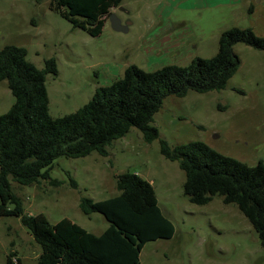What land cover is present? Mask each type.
Instances as JSON below:
<instances>
[{
	"label": "rangeland",
	"instance_id": "1",
	"mask_svg": "<svg viewBox=\"0 0 264 264\" xmlns=\"http://www.w3.org/2000/svg\"><path fill=\"white\" fill-rule=\"evenodd\" d=\"M51 2L0 0V51L25 48L39 69L56 60L58 75L46 78L53 118L75 113L99 87L122 78L129 66L154 72L169 65L186 67L196 57L210 59L218 53L222 32L246 29L253 22L250 6L241 1L237 7H215L211 0H123L111 13L130 22L129 31H115L107 19L102 33L91 37L51 10ZM253 31L264 36L259 16ZM234 52L241 64L225 89L189 91L183 98L164 100L152 122L159 131L152 143L133 128L112 143L108 157L95 152L85 158H58L50 175L59 186L46 180L28 186L11 181L25 213L43 214L52 224L69 219L100 235L109 223L101 214L85 215L81 198H114L120 194L117 177L136 174L153 185L163 214L175 228L171 240L145 245L142 264H264L259 235L237 205L225 204L219 195L206 205L192 204L179 162L161 153V141L171 148L203 142L250 167L264 161V51L240 43ZM15 101L7 82H0V115ZM72 179L78 189L71 187ZM10 253H15L14 264H36L41 247L19 218L0 216V264H7Z\"/></svg>",
	"mask_w": 264,
	"mask_h": 264
},
{
	"label": "trees",
	"instance_id": "2",
	"mask_svg": "<svg viewBox=\"0 0 264 264\" xmlns=\"http://www.w3.org/2000/svg\"><path fill=\"white\" fill-rule=\"evenodd\" d=\"M122 1L52 0L50 8L74 28L98 37ZM240 43L264 51V36L251 28L233 27L221 33L214 57H196L186 67L169 65L154 72L129 66L122 78L99 87L82 108L59 118L50 115L46 86L47 75H58L56 60H47L45 68L39 69L28 60L25 48L6 46L0 51V82H7L16 100L0 115V216L20 219L41 247L37 264H142L147 243L174 237V225L163 214L153 185L136 174L117 177L120 194L114 198L100 202L81 198L79 208L85 215L101 214L109 223L100 236L69 219L52 224L43 214H26L11 181L28 186L46 180L59 186L50 175L58 158H85L95 152L108 157L112 143L133 128L145 142L157 140L159 131L152 122L164 100L183 98L189 91L203 94L225 89L241 64L234 52ZM161 153L179 162L186 174L184 191L192 204L206 205L219 195L225 204L237 205L264 248V161L250 167L203 142L171 148L161 141ZM70 185L78 189L74 179ZM14 257L10 253L7 264H14Z\"/></svg>",
	"mask_w": 264,
	"mask_h": 264
},
{
	"label": "crops",
	"instance_id": "3",
	"mask_svg": "<svg viewBox=\"0 0 264 264\" xmlns=\"http://www.w3.org/2000/svg\"><path fill=\"white\" fill-rule=\"evenodd\" d=\"M202 1L210 2V0H202ZM240 1L244 2L245 5L248 4L250 6L249 14L251 13L250 15H253L252 16V21L253 22H252V25L248 26V27L252 28L253 30H255L256 29V25H258V16H259L260 19H262L264 21V0H224V1H222V0H211L210 3L212 5H214L215 7H220V6H224V5L225 6L230 5L232 7H237L240 4ZM94 235H96V234H94ZM100 235H96V236H100Z\"/></svg>",
	"mask_w": 264,
	"mask_h": 264
},
{
	"label": "water",
	"instance_id": "4",
	"mask_svg": "<svg viewBox=\"0 0 264 264\" xmlns=\"http://www.w3.org/2000/svg\"><path fill=\"white\" fill-rule=\"evenodd\" d=\"M109 20L112 28L117 32L127 33L132 25L130 22L123 23L115 13H111Z\"/></svg>",
	"mask_w": 264,
	"mask_h": 264
}]
</instances>
